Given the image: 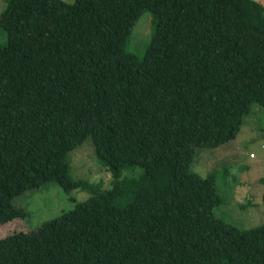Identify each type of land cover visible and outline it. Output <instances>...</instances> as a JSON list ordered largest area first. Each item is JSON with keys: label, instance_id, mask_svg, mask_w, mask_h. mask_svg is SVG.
Listing matches in <instances>:
<instances>
[{"label": "trees", "instance_id": "16d2710c", "mask_svg": "<svg viewBox=\"0 0 264 264\" xmlns=\"http://www.w3.org/2000/svg\"><path fill=\"white\" fill-rule=\"evenodd\" d=\"M144 11L139 57L125 44ZM0 25V264H264V224L217 217L216 174L191 171L264 109V6L8 0ZM88 137L109 189L70 176ZM51 182L91 195L25 229L15 198Z\"/></svg>", "mask_w": 264, "mask_h": 264}, {"label": "rangeland", "instance_id": "374dc122", "mask_svg": "<svg viewBox=\"0 0 264 264\" xmlns=\"http://www.w3.org/2000/svg\"><path fill=\"white\" fill-rule=\"evenodd\" d=\"M254 1L264 6V0ZM7 4L8 0H0V15ZM154 23L151 13L144 11L133 26L125 48L141 57L151 39ZM7 39L6 31L0 25V44H6ZM91 139L88 137L68 152L70 176L75 181L83 180L109 189L111 176L97 160ZM139 171H123L122 178L137 176ZM191 171L202 177L216 174L217 191L224 199L214 207L217 217L241 229L264 224V109L253 103L234 139L217 148L199 147ZM90 195L83 189L66 193L58 184L51 182L21 194L14 203L26 213L23 219L25 229L35 230Z\"/></svg>", "mask_w": 264, "mask_h": 264}]
</instances>
